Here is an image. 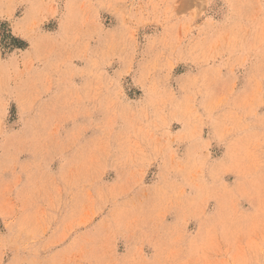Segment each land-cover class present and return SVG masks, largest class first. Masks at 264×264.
<instances>
[{
  "label": "rangeland",
  "instance_id": "374dc122",
  "mask_svg": "<svg viewBox=\"0 0 264 264\" xmlns=\"http://www.w3.org/2000/svg\"><path fill=\"white\" fill-rule=\"evenodd\" d=\"M0 264H264V0H0Z\"/></svg>",
  "mask_w": 264,
  "mask_h": 264
},
{
  "label": "trees",
  "instance_id": "16d2710c",
  "mask_svg": "<svg viewBox=\"0 0 264 264\" xmlns=\"http://www.w3.org/2000/svg\"><path fill=\"white\" fill-rule=\"evenodd\" d=\"M13 41H14V44H13V47H14V46H16V45H17V43H16V42L18 41V38H16V37H13Z\"/></svg>",
  "mask_w": 264,
  "mask_h": 264
}]
</instances>
